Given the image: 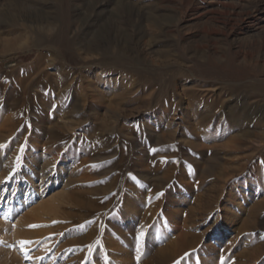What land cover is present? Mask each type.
<instances>
[{"label":"rangeland","instance_id":"obj_1","mask_svg":"<svg viewBox=\"0 0 264 264\" xmlns=\"http://www.w3.org/2000/svg\"><path fill=\"white\" fill-rule=\"evenodd\" d=\"M41 164L0 264H264V0H0V176Z\"/></svg>","mask_w":264,"mask_h":264},{"label":"bare ground","instance_id":"obj_2","mask_svg":"<svg viewBox=\"0 0 264 264\" xmlns=\"http://www.w3.org/2000/svg\"><path fill=\"white\" fill-rule=\"evenodd\" d=\"M28 171H29L28 172V176H24L25 178L22 177L20 180H19L20 177L18 175L14 176V177H7V176H4V175H1L0 179L3 180L4 178H6V181H3V184L4 183H9L10 179L12 180L11 182L14 183V184L20 182L21 183V184L19 183L20 186L22 185L23 188L24 187L27 188V192H26L27 196L31 195L33 193H41V195H42L45 192V189L47 188V186L52 182V180L54 182V183L53 182L51 183L52 185L58 182L59 169L58 168H54L53 166H50V165L43 166L41 164V168H39L38 171H35V172H32V173H31V170H28ZM36 176H39V179L37 181L38 183H34L33 182L34 181V177H36ZM43 202H44V200H43ZM43 202H41V204Z\"/></svg>","mask_w":264,"mask_h":264},{"label":"snow or ice","instance_id":"obj_3","mask_svg":"<svg viewBox=\"0 0 264 264\" xmlns=\"http://www.w3.org/2000/svg\"><path fill=\"white\" fill-rule=\"evenodd\" d=\"M23 243H25V242H21V244H23Z\"/></svg>","mask_w":264,"mask_h":264}]
</instances>
